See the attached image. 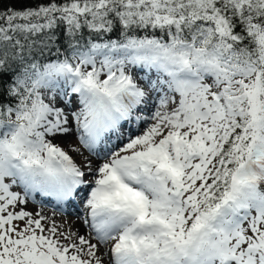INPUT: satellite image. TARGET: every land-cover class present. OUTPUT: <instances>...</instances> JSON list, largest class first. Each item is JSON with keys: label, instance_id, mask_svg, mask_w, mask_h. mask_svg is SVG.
I'll use <instances>...</instances> for the list:
<instances>
[{"label": "snow or ice", "instance_id": "6c2138e0", "mask_svg": "<svg viewBox=\"0 0 264 264\" xmlns=\"http://www.w3.org/2000/svg\"><path fill=\"white\" fill-rule=\"evenodd\" d=\"M0 264H264V0H0Z\"/></svg>", "mask_w": 264, "mask_h": 264}]
</instances>
